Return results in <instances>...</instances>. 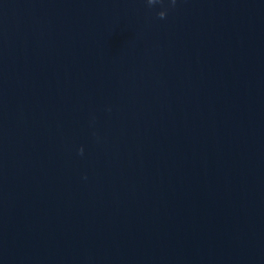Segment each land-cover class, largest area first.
I'll use <instances>...</instances> for the list:
<instances>
[{"label":"water","instance_id":"obj_1","mask_svg":"<svg viewBox=\"0 0 264 264\" xmlns=\"http://www.w3.org/2000/svg\"><path fill=\"white\" fill-rule=\"evenodd\" d=\"M0 264H264V0H0Z\"/></svg>","mask_w":264,"mask_h":264},{"label":"clouds","instance_id":"obj_2","mask_svg":"<svg viewBox=\"0 0 264 264\" xmlns=\"http://www.w3.org/2000/svg\"><path fill=\"white\" fill-rule=\"evenodd\" d=\"M172 3H173V5H174V4H175V0H172ZM162 18H164V17H162ZM80 151H81V153H82L83 149H81Z\"/></svg>","mask_w":264,"mask_h":264}]
</instances>
